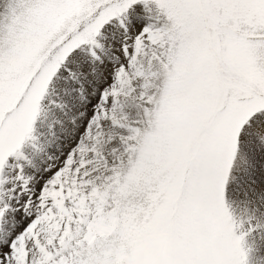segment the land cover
Instances as JSON below:
<instances>
[{
  "label": "rangeland",
  "instance_id": "obj_1",
  "mask_svg": "<svg viewBox=\"0 0 264 264\" xmlns=\"http://www.w3.org/2000/svg\"><path fill=\"white\" fill-rule=\"evenodd\" d=\"M190 252L264 264V0H0V264Z\"/></svg>",
  "mask_w": 264,
  "mask_h": 264
},
{
  "label": "bare ground",
  "instance_id": "obj_2",
  "mask_svg": "<svg viewBox=\"0 0 264 264\" xmlns=\"http://www.w3.org/2000/svg\"><path fill=\"white\" fill-rule=\"evenodd\" d=\"M60 11H61V10H60ZM47 35H48V34H47ZM11 40H12V39H11ZM28 40H29V39H28ZM33 42H34V41H33ZM16 50H17V49H16ZM4 52H5V51H4ZM14 53H15V52H14ZM17 53H18V52H17ZM4 54H5V53H4ZM44 61H45V60H44ZM44 61H43V62H44ZM1 68H2V67H1ZM8 69H9V68H8ZM2 72H3V71H2ZM4 77H5V76H4ZM12 117H13V116H12ZM7 122H8V121H7ZM6 124H8V123H6ZM221 124H222V122H221ZM42 127H43V126H42ZM216 127H219V126H216ZM59 128H60V127H59ZM221 128H222V125H221ZM43 129H44V128H43ZM43 129H42V130H43ZM217 129H218V128H217ZM5 130H6V129H5ZM39 130H40V129H39ZM185 130H186V129H185ZM43 131H44V130H43ZM225 132H226V131H225ZM189 133H190V132H189ZM95 134H96V133H95ZM224 134H225V133H224ZM40 136H41V135H40ZM68 137H69V136H68ZM95 137H97V136H95ZM210 137L213 138V135H210L209 138H210ZM217 137H218V136H217ZM217 137H216V138H217ZM60 139H61V138H60ZM63 139H64V138H63ZM71 141H72V140H71ZM106 141H107V140H106ZM214 141H215V140H214ZM48 143H49V142H48ZM50 143H51V142H50ZM53 143H55V142H53ZM113 143H114V142H113ZM129 143H130V142H129ZM130 144H131V143H130ZM216 144H217V143H216ZM33 145H36V144H33ZM50 145H51V144H50ZM36 146H37V145H36ZM46 146H47V145H46ZM53 146H54V145H53ZM53 146H52V147H53ZM80 146H81V145H80ZM32 147H33V146H32ZM32 147H31V148H32ZM51 149H53V148H51ZM29 150H30V149H29ZM43 150H44V149H43ZM206 150H207V149H206ZM27 151H28V150H27ZM27 151H26V152H27ZM203 151H204V150H203ZM215 151H216V149H215ZM27 153H28V152H27ZM30 153H32V152L30 151ZM38 153H39V152H38ZM54 153H55V152H54ZM206 153H208V152H206ZM211 153H212V152H211ZM28 154H29V153H28ZM39 154H40V153H39ZM41 154H42V153H41ZM213 154H214V153H213ZM32 155L34 156V154H32ZM53 155H54V154H53ZM202 155H203V154H202ZM209 155H211V154H209ZM29 156H30V154H29ZM87 156H88V155H87ZM36 157H37V156H35V158H36ZM40 157H41V156H40ZM83 157H84V156H83ZM220 157H221V156H220ZM31 158H33V157H31ZM79 158H80V157H78V159H79ZM32 160H33V159H32ZM85 160H86V159H85ZM208 160H210V159H208ZM38 161H39V160H38ZM36 162H37V161H36ZM82 162H83V161H82ZM205 162H206V161H205ZM217 162H218V161H217ZM40 163H41V162H40ZM31 164H32V163H31ZM31 164H30V165H31ZM46 164H47V163H46ZM200 164H201V163H200ZM204 164H205V163H204ZM75 165H76V164H75ZM220 165H221V166H220ZM211 166H212V165H211ZM31 167H32V165H31ZM80 167H81V166H80ZM87 167H88V166H87ZM199 167H200V166H199ZM214 167H216L215 170L218 169V167H220L222 171H223L224 169H226L225 166H224L222 163H220V162L217 163L216 166H214ZM8 168H9V167H8ZM40 169H41V168H40ZM212 169H213V168H212ZM35 170H36V169H35ZM199 170H201V169H199ZM199 170H198V171H199ZM209 170H210V169H209ZM213 170H214V169H213ZM215 170H214V171H215ZM221 170H220V171H221ZM26 172H27V170H26ZM34 172H35V171H34ZM209 172H210V171H209ZM11 173H12V172H11ZM29 173H30V172H29ZM36 173H37V172H36ZM198 173H199V172H198ZM6 174H7V173H6ZM214 174H215V173H214ZM116 175H117V174H116ZM8 176H9V175H8ZM79 176H80V175H79ZM201 176H202V175H201ZM29 177H30V176H29ZM31 177H32V176H31ZM3 178H4V177H3ZM7 178H8V177H7ZM202 178H203V177H202ZM5 179H6V178H5ZM88 181H89V180H88ZM179 182H180V181H179ZM166 183H167V182H166ZM173 184H175V183H173ZM171 187H172V186H171ZM195 188H196V187H195ZM172 189H173V188H172ZM198 190H199V189H198ZM30 191H31V190H30ZM70 191H71V190H70ZM199 191H200V190H199ZM20 200H21V199H20ZM166 200H167V199H166ZM168 200H169V199H168ZM164 201H165V200H164ZM170 201H171V200H170ZM6 202H7V201H6ZM21 202H22V201H21ZM198 204H199V203H198ZM203 204H204V203H203ZM187 205H188V204H187ZM76 206H77V205H76ZM205 206H206V205H205ZM53 207H54V206H53ZM57 207H58V206H57ZM202 208H203V207H202ZM33 209H34V208H33ZM52 209H53V208H52ZM191 209H192V208H191ZM203 210H204V209H203ZM33 211H34V210H33ZM57 211H58V210H57ZM189 211L191 212V210H189ZM209 211H210V210H209ZM28 212H29V211H28ZM26 213H27V212H26ZM186 213H187V212H186ZM192 213H193V212H192ZM29 214H30V213H29ZM203 214H204V213H203ZM27 215H28V214H27ZM47 216H48V215H47ZM74 216H75V215H74ZM78 216H79V215H78ZM208 216H209V215H208ZM25 217H26V218H23V219L21 220V222H19L21 226H25V225H27V224L30 222L29 220L32 219V218L30 219L31 216H30V217L28 216L29 218H28L27 216H25ZM59 217H60V216H59ZM209 217H210V216H209ZM17 218H18V217H17ZM38 218H39V217H38ZM60 218H61V217H60ZM75 218H76V220H79V218H78L77 216H75ZM182 218H183V217H182ZM206 218H207V217H206ZM13 219H14V218H13ZM48 219H49V218H48ZM55 219H56V218H55ZM199 219H200V218H199ZM16 220L18 221V219H16ZM188 220H190V219H188ZM17 221H16V222H17ZM193 221H194V220H193ZM196 221H197V220H196ZM48 222H49V220H48ZM51 222H52V221H51ZM60 222H61V221H60ZM190 222H191V220H190ZM199 222H200V221H199ZM201 222H202V221H201ZM201 222H200V223H201ZM204 222H205V221H204ZM213 222H214V221H213ZM52 223H53V222H52ZM77 223H78V222H77ZM187 223H188V222H187ZM187 223H186V225H187ZM184 224H185V223H184ZM208 224H209V221H208ZM208 224H207V225H208ZM211 224H212V223H211ZM34 225H35V224H34ZM200 225H201V224H200ZM207 225H206V226H207ZM212 225H213V224H212ZM43 226H44V225H43ZM189 227H190V226H188V229H189ZM192 227H193V226H192ZM192 227H191V229H192ZM207 227H208V226H207ZM176 228H177V227H176ZM19 229H20V228H19ZM203 229H205V228H203ZM209 229H210V228H208V230H209ZM46 230H47V229H46ZM201 230H202V228H201ZM201 230H200V231H201ZM206 230H207V229H206ZM208 230H207V231H208ZM213 230H214V229H213ZM47 231H49V230H47ZM214 231H215V230H214ZM208 233H209V232H208ZM200 234H202V232H200V233L198 232V233H197V237H200ZM209 234L211 235V233H209ZM203 235H205V234H203ZM188 236H189V235H188ZM206 236H207V234H206ZM73 237H74V236H73ZM81 237H82V236H81ZM173 237H174V236H173ZM204 237H205V236H204ZM185 238H186V237H185ZM195 238H196V237H195ZM245 238H246V237H245ZM249 238H250V237H248V239H249ZM161 239H163V237H162ZM4 240H5V238H4ZM201 240H203V238H201L200 241H198V242H197V241H194L196 244H194L193 247H194L197 251L201 250V247L203 246L202 243H201ZM208 240H209V239H208ZM211 240H212V239H211ZM143 241H144V240H143ZM247 241H248V240H247ZM67 242H68V241H67ZM179 242H180V241H179ZM208 242H209V241H208ZM208 242H206V243H208ZM220 242H221V241H220ZM1 243H2V242H1ZM148 243L150 244V242H148ZM209 243H211V245L208 244V247H210V249H209L210 252H212V250L218 249V248H216V243H215V242L212 241V242H209ZM248 243H249V242H248ZM149 244H148V245H149ZM64 245H65V244H64ZM189 245H190V244H189ZM219 245H220V243H219ZM61 246H62V245H61ZM222 246H223V245H222ZM222 246H221V247H222ZM190 247H191V246H190ZM135 248H136V247H135ZM135 248H134V249H135ZM147 248H148V247H144V248H142V251L144 252V250H146ZM185 248H186V246H185ZM232 248H233V247H232ZM134 249H133V250H134ZM136 249H137V248H136ZM186 249H187V248H186ZM202 249H203V247H202ZM2 251H3V250H2ZM59 251H60V250H59ZM194 252H195V251H194ZM205 252H206V251H205ZM215 252H216V250H215ZM217 252H218V251H217ZM1 253H2V252H1ZM199 253H201V251H200ZM199 253H198V254H199ZM2 254H3V253H2ZM129 254H130V253H129ZM129 254L126 253V254H124V255H125L129 260H131V259H130L131 256H130ZM193 254H194V253H193ZM193 254H192L191 252L188 253V254L186 253V255L188 256V260H187V261H188V264H190L191 262H192V264H193V261H191V259H192L191 257H193ZM211 254H213V253H211ZM206 255H207V254H206ZM194 256H195V255H194ZM197 256H198V255H197ZM210 256H211V255H210ZM214 256H215V255H214ZM123 257H124V256H123ZM198 257L200 258L201 256H198ZM202 257L204 258L203 255H202ZM212 257H213V256H212ZM121 258H122V257H121ZM149 258H150V257H149ZM195 258H197V257H195ZM213 258H214V257H213ZM124 259H126V258H124ZM147 259H148V258H147ZM197 259H198V258H197ZM197 259H196V260H197ZM211 259H212V258H211ZM0 260H1V259H0ZM192 260H193V259H192ZM194 260H195V259H194ZM199 260H200V259H199ZM83 261H84V260H83ZM111 261H112V260H111ZM121 261H122V260H121ZM81 262H82V261H81ZM198 262H199V261H197V263H198ZM210 262H211V261H210ZM210 262L208 261V264H210ZM82 263H83V262H82ZM126 263H127V262H126ZM159 263L163 264V263H162V259H161V262H159ZM186 263H187V262H186ZM197 263H196V264H197ZM211 263H212V262H211ZM216 263H218V261H217ZM202 264H205L204 261H203ZM213 264H214V263H213ZM246 264H247V263H246Z\"/></svg>",
  "mask_w": 264,
  "mask_h": 264
}]
</instances>
